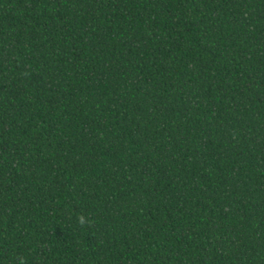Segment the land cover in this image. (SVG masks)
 Wrapping results in <instances>:
<instances>
[{"label": "trees", "instance_id": "obj_1", "mask_svg": "<svg viewBox=\"0 0 264 264\" xmlns=\"http://www.w3.org/2000/svg\"><path fill=\"white\" fill-rule=\"evenodd\" d=\"M0 264H264V0H0Z\"/></svg>", "mask_w": 264, "mask_h": 264}]
</instances>
